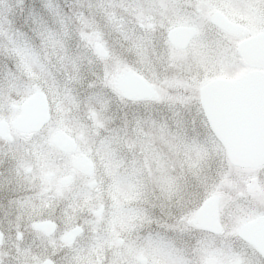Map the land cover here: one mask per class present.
Wrapping results in <instances>:
<instances>
[{"label": "clouds", "instance_id": "clouds-1", "mask_svg": "<svg viewBox=\"0 0 264 264\" xmlns=\"http://www.w3.org/2000/svg\"><path fill=\"white\" fill-rule=\"evenodd\" d=\"M260 33L264 0H0V264H264V111L244 151L221 117Z\"/></svg>", "mask_w": 264, "mask_h": 264}, {"label": "water", "instance_id": "water-1", "mask_svg": "<svg viewBox=\"0 0 264 264\" xmlns=\"http://www.w3.org/2000/svg\"><path fill=\"white\" fill-rule=\"evenodd\" d=\"M241 43L246 45L241 61L254 70L239 76L235 88L223 89L221 117L234 130L238 146L244 151L248 147L252 119L264 111V33Z\"/></svg>", "mask_w": 264, "mask_h": 264}, {"label": "flooded vegetation", "instance_id": "flooded-vegetation-1", "mask_svg": "<svg viewBox=\"0 0 264 264\" xmlns=\"http://www.w3.org/2000/svg\"><path fill=\"white\" fill-rule=\"evenodd\" d=\"M247 70L245 71V72H242V73H240V75H242V74H245V73H247L248 71H250V69H248V68H246ZM239 75V76H240ZM222 80H229V79H231L230 77H228V76H222V78H221Z\"/></svg>", "mask_w": 264, "mask_h": 264}, {"label": "rangeland", "instance_id": "rangeland-1", "mask_svg": "<svg viewBox=\"0 0 264 264\" xmlns=\"http://www.w3.org/2000/svg\"><path fill=\"white\" fill-rule=\"evenodd\" d=\"M246 70H247V69H246V67H245V68L243 69V71H242V72H245ZM242 72H241V73H242ZM225 76H227V75L225 74Z\"/></svg>", "mask_w": 264, "mask_h": 264}]
</instances>
